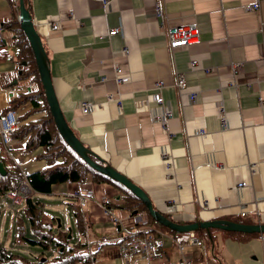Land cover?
<instances>
[{"label": "crops", "instance_id": "1", "mask_svg": "<svg viewBox=\"0 0 264 264\" xmlns=\"http://www.w3.org/2000/svg\"><path fill=\"white\" fill-rule=\"evenodd\" d=\"M164 1L168 24H195L197 43L170 47L155 0H29L63 114L101 163L139 184L171 220L264 223V0L255 10L245 5L257 0ZM19 14V0H0V28L14 16L19 21ZM116 27L121 31L110 35ZM0 43L9 56L0 58L1 114L12 96L38 82L18 77L10 30L4 28ZM181 76L182 92L176 86ZM158 92L173 113L166 128L152 115ZM31 108L27 103L17 111ZM11 144L23 173L47 165L37 151L25 149V142ZM88 189L95 194L80 206L85 232L79 240L88 243L91 264H184L178 242L187 240L188 232L175 235L159 222L140 223L147 213L119 208L121 191L110 181L89 175L84 183L57 184L52 194L43 195L53 196L52 202H73L76 191ZM105 196L111 200L110 216L104 213ZM149 227L162 256L153 262L140 254L122 257L119 242ZM196 236L201 242L184 249L192 264H264V234L245 239L212 228Z\"/></svg>", "mask_w": 264, "mask_h": 264}, {"label": "trees", "instance_id": "2", "mask_svg": "<svg viewBox=\"0 0 264 264\" xmlns=\"http://www.w3.org/2000/svg\"><path fill=\"white\" fill-rule=\"evenodd\" d=\"M25 1L29 7V0ZM3 28L10 30L15 35V57L20 64L19 70L22 71L18 77L20 79L31 77L33 81L35 79L38 82L37 87H30L27 92H20L13 96L9 106L3 111L19 110L22 105L32 104L30 110L19 114V124L11 132L10 141L11 143L12 141L25 142V149L28 152L37 151V158L45 159L47 165L43 169L24 176L23 171L12 157L10 150L3 144L0 136V162L3 163L6 170L5 174L0 173V194L5 195L8 192L16 191L22 183H26L31 190V193L24 197L22 216H13L16 218L14 243L24 248L26 254L8 249L0 240V264H91L93 253L89 251L88 243L79 239H70L68 237L69 227H65L63 223L59 227L57 219L44 212L43 203L33 198L34 193L52 194L53 187L57 184L84 183L91 175L95 181H110L119 188L121 191V199L117 203L119 208L131 212H146L149 225L158 224V222L149 214L142 200L130 189L95 170L64 140L49 110L30 42L17 17L14 16L6 21ZM6 47V44L0 43L1 59L9 57ZM24 62L25 64H23ZM36 114L37 117L28 120V117ZM96 160L100 162L98 159ZM69 204L77 230L84 233L85 219L78 200ZM229 219L243 222L240 218ZM165 228L175 235L183 234L168 227ZM210 230L212 228L199 231L209 232ZM10 231L11 229L8 232ZM227 232L241 237L259 234L238 231Z\"/></svg>", "mask_w": 264, "mask_h": 264}, {"label": "built area", "instance_id": "3", "mask_svg": "<svg viewBox=\"0 0 264 264\" xmlns=\"http://www.w3.org/2000/svg\"><path fill=\"white\" fill-rule=\"evenodd\" d=\"M104 2L105 4L109 2V0H99ZM262 0H257L253 2L252 4L245 5L246 9L255 10L260 7V3ZM155 14L159 18L160 22L162 24H165L168 28V35L170 39V47L172 49L188 46L194 43H197L200 40L199 30L195 24H168L167 22V12L165 7V1L164 0H155ZM57 28V25L54 26ZM120 27L112 28L109 31L110 35H114L119 33ZM3 33L4 30L0 28V40H3ZM117 73H118V80L123 81L122 76V69L118 66L117 67ZM176 86L180 92H182V89L185 87V78L184 76H181L178 81L176 82ZM13 89L11 90V93H13ZM195 94H191V97L193 98ZM154 99L157 101V107L152 111V115L156 121H159L163 124V126L166 128L167 121L173 116L172 111L165 105L164 97L161 95L160 92L156 93L154 95ZM82 107L84 112H88L89 110V103L88 102H82ZM18 126V113L15 110H8L3 114H0V136L3 144L6 146L8 150H11L12 146L10 143V135L13 130ZM28 173H25V176H27ZM246 185V182H239L238 186L242 187ZM19 190L23 191V194H19ZM30 192L29 187L26 185V183H22L19 185L18 190L16 192H8L9 197L13 199V202H19L21 203L23 200V196L28 194ZM7 193V194H8ZM93 190H87L85 193H82V191H76L75 196L78 198L80 205L83 207L86 205L87 201L90 197L94 195ZM7 196V195H6ZM103 204H104V213L107 216L111 215L109 205L111 203V200L109 197L105 196L103 197ZM13 204L6 203V201L0 202V210L5 209L8 207H11ZM8 214H12L11 211L7 212ZM22 211H17L16 214H22ZM116 219V218H115ZM139 222L148 225V219L146 217H143L139 219ZM2 230H0L1 232ZM73 237H80V234H74ZM199 244L200 238L197 237L194 233H190L189 238L187 240H181L178 242L181 252L183 253V263L184 264H192L190 260L186 258L184 255V249L185 246L188 244ZM119 251L122 257L128 258L131 255L134 254H140L144 258H146L149 262H153L157 258H160L162 254L158 252L157 249V242L152 235V232L150 230V227L143 232L138 233H128L126 237H124L118 244Z\"/></svg>", "mask_w": 264, "mask_h": 264}, {"label": "water", "instance_id": "4", "mask_svg": "<svg viewBox=\"0 0 264 264\" xmlns=\"http://www.w3.org/2000/svg\"><path fill=\"white\" fill-rule=\"evenodd\" d=\"M20 14L19 21L22 30L25 32L30 46L32 48L39 76L41 79L42 87L46 96V100L49 106V110L52 114L53 120L56 127L61 133L64 140L95 170L111 177L113 180L120 182L130 189L137 197H139L145 204L148 212L153 217L154 220L160 224L173 229L176 232H193L202 229L218 228L226 231H238L244 233H261L264 234V223H244L238 222L231 219H213L200 222H193L188 224H181L175 222L168 218L165 214L160 212L154 207L149 195L145 190L136 182L131 180L125 174L117 170L110 164H105L102 160L98 162L97 156L93 151L87 147L81 139L74 132L69 122L65 118L61 106L59 104L55 89L53 86V81L50 73L49 57L46 51L45 45L39 34L35 23L33 21L32 14L25 0H19ZM25 64V62H24ZM22 71H20V74ZM17 83V80H15ZM96 158V159H95ZM101 161V160H100ZM6 170L2 162H0V173L5 174ZM134 213H137L135 211ZM58 226H61V219L58 218ZM72 229L69 230L68 237L71 238Z\"/></svg>", "mask_w": 264, "mask_h": 264}, {"label": "rangeland", "instance_id": "5", "mask_svg": "<svg viewBox=\"0 0 264 264\" xmlns=\"http://www.w3.org/2000/svg\"><path fill=\"white\" fill-rule=\"evenodd\" d=\"M32 196L35 200H39L43 203V209L45 213H47L49 216L60 218L61 222L63 224L66 223L69 227L73 228V231L77 230L74 219L72 218L71 206L69 204L70 201L59 200L58 202H52L48 200V198H53V196L43 194H33ZM2 201H6V203L8 202L13 204L12 207H8V209L12 213L14 210L17 209L23 212L24 206L21 205L18 207L20 203H14L13 199L9 197V193L7 194V196L0 194V202ZM15 219V217L7 215L5 209L0 211V229L3 230L2 232H0V240L6 247H8V249L22 254H26V250L24 248L20 247L19 245L17 246L14 243V230L16 227ZM8 228L11 229L10 232L7 231Z\"/></svg>", "mask_w": 264, "mask_h": 264}]
</instances>
